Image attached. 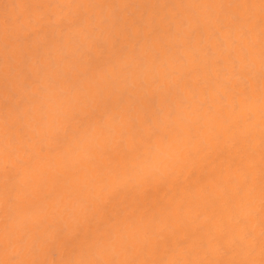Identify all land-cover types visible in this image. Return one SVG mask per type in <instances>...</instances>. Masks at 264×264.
I'll return each mask as SVG.
<instances>
[{"label":"snow or ice","instance_id":"obj_1","mask_svg":"<svg viewBox=\"0 0 264 264\" xmlns=\"http://www.w3.org/2000/svg\"><path fill=\"white\" fill-rule=\"evenodd\" d=\"M258 7V16L214 15L207 31L194 16L168 29L171 40L159 29L144 38L140 28L141 38L123 50L95 35L104 19L75 17L74 51L25 72L31 95L4 122L0 239L7 258L0 264H264V0ZM145 39L159 50L144 48ZM172 41L183 43V55ZM197 42L217 65L204 98L194 71L174 67L186 64ZM245 73L248 83L233 87ZM230 96L238 120L227 126L246 124L249 140L258 126L259 160L236 138L231 155L212 122L223 118ZM160 190L165 196L154 197ZM61 250L71 258H46Z\"/></svg>","mask_w":264,"mask_h":264},{"label":"bare ground","instance_id":"obj_2","mask_svg":"<svg viewBox=\"0 0 264 264\" xmlns=\"http://www.w3.org/2000/svg\"><path fill=\"white\" fill-rule=\"evenodd\" d=\"M260 0H0V154L5 148L3 126L10 107L20 103L31 95L32 82L23 81L25 72L39 64L47 67L51 61L60 62L63 51H74L79 36V29L72 26V21L77 16L87 15L97 17L106 22L100 31L96 32L97 38H104L108 41L109 47L116 42L118 49L131 48L137 39L141 38L138 29L145 31L142 36L147 38L153 29H159L161 39L171 40L169 28L181 27L184 23L198 16L205 31L212 27L214 15H222L227 12L247 13L249 11L259 15ZM238 3H252L257 5L254 9L199 7L200 5H235ZM74 5H85L78 8ZM42 6V7H41ZM197 6V7H194ZM172 47L177 55L184 54V45L181 41H172ZM207 44L195 43L186 55V64L176 65L182 72L194 71V84L201 98H204L208 89L215 87L217 80V65L215 60L205 54ZM144 48L159 50V42L145 39ZM23 50L27 58L20 53ZM149 59L151 54H149ZM231 74V69L228 70ZM259 60H257L251 75L255 80L256 96L259 97ZM248 73L241 79H233V87H244L248 83ZM36 78V74H33ZM23 81V84H22ZM15 95V99L13 98ZM232 97L228 99L220 110L223 112L221 120L213 119L212 122L218 131L224 135V147L231 155V144L234 138L240 140V149L248 153L255 148L256 159L259 160V128L253 132L252 137H244L246 124L229 130L227 123L238 120L230 109ZM208 103L215 108L212 98ZM27 106V105H26ZM258 112V104H257ZM209 117H206V121ZM259 116L257 114V125ZM3 181L0 180V190ZM167 190H160L153 195L156 198H163ZM256 204L259 205V190L257 188ZM3 213L0 212V236L3 232ZM164 251L160 256L163 258ZM7 258L4 253V244L0 239V259ZM45 258V257H42ZM48 259L71 258V253L63 250ZM193 258H204L194 256ZM257 260L260 258L257 252Z\"/></svg>","mask_w":264,"mask_h":264}]
</instances>
